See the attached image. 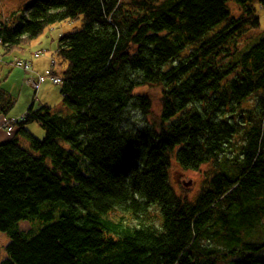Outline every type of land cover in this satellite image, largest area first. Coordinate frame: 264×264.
<instances>
[{
	"label": "trees",
	"instance_id": "1",
	"mask_svg": "<svg viewBox=\"0 0 264 264\" xmlns=\"http://www.w3.org/2000/svg\"><path fill=\"white\" fill-rule=\"evenodd\" d=\"M234 1L237 16L229 0H34L0 21L13 56L83 19L53 55L71 113L32 107L15 122L36 155L17 138L0 144V232L10 237L0 264H264L244 239L264 220V37L247 43L264 0ZM147 85L162 87L159 123L128 130L131 106L153 113L149 95L135 94ZM255 94V109H243ZM15 102L0 82L1 112ZM35 122L43 139L26 128ZM173 159L215 164L194 201L171 187ZM154 206L160 226L132 225ZM27 221L38 227L20 231ZM218 237L224 250L207 244Z\"/></svg>",
	"mask_w": 264,
	"mask_h": 264
},
{
	"label": "rangeland",
	"instance_id": "2",
	"mask_svg": "<svg viewBox=\"0 0 264 264\" xmlns=\"http://www.w3.org/2000/svg\"><path fill=\"white\" fill-rule=\"evenodd\" d=\"M33 1L34 0H0V21L3 22L7 19L12 18V15L15 13L20 14V10L26 9L27 5H29ZM228 6L231 9L232 13L236 15L238 12L237 3L234 0H229ZM258 14L260 17V28L256 31L250 32L247 35V38H249L247 40V43L252 44L251 46L255 45L259 41L258 39L257 41L254 40L253 36L264 37V7L258 6ZM14 21L17 22V19H14ZM82 26V16H80V18L75 21H64L61 23H57L48 27L47 31L43 35L35 39L31 43V45L28 46L25 53L17 52L13 54V56H10L12 58H9V56H5V61L0 64V75L2 77L0 82L1 84H3V88H5V90L11 91L16 98L15 106L10 115H15V111L20 112V114L27 112L29 110V107H32L34 101V110H39L42 107H47L54 114L66 115L71 113V111L64 105V96H62L61 94L62 85H60V83L53 84L52 82L47 81V83L43 86L44 92H42L41 95L38 96L39 98L35 100L34 90L31 87H28V80L25 81L26 74L21 68L28 61L29 56L32 55L33 58L36 59V63H38L39 67L45 71L44 73H46L47 71H51V68H54L57 65V61L54 59L52 67H49L50 60L48 59V56H53L55 51L58 49L61 36L80 30ZM240 42H244V38L240 40L239 43ZM240 48H242L241 44ZM37 52H41L43 56H37ZM1 53L2 55L4 54V51L2 49ZM179 59L180 58H178L177 60ZM135 94L149 95L152 100L153 113L150 116H146L142 109L131 106L124 113L123 127L131 131H136L147 126L148 122H153L154 124L158 125L159 116L161 113L160 99L162 97V87L159 85H147L142 88H137L135 90ZM19 98H21V100L25 101L26 103L32 101V104L28 108H26L25 104H23L22 102L18 103ZM256 98L257 94L248 98L243 104L242 108L245 110H254L256 105ZM22 117L23 116H21L20 119ZM25 117L26 115H24L23 118ZM9 120L15 121L16 119L9 118ZM20 122H22V120ZM7 125L8 124H5L4 127H6ZM17 126L18 125H15V127H13V129L16 128V130L14 129L15 131L13 134H9L5 128L2 129L0 131L2 134L1 137H3V139H8L6 141H11V139L14 138L20 139L21 146L31 154H34L31 149L30 143L22 136V134L19 133L20 125L18 127ZM26 128L32 135H34L38 139H43L45 137V130L39 123H32ZM237 140L240 142L241 138L238 137ZM220 159H224V157H220ZM214 167L215 164L213 162H210L208 164L200 166V168L197 170L185 169L181 167L175 159H173L169 169L171 187L177 195L188 197L189 200L194 201L195 197H197V195L202 192L203 188L207 187V185L204 184L205 179L209 180L212 176L215 175V172H213ZM183 182H192V185L190 187H185L183 185ZM113 216L116 217L117 220L122 219L125 223H128L130 218V214L128 212L122 211L120 209L115 210L113 212ZM131 221L132 225H139L142 222L144 224H153L155 226H160L162 218L159 208L154 206L149 209L147 214L140 215V217L138 218H133V220ZM43 226L44 225H42V227ZM36 227H38L37 223L27 221L21 223L19 229L23 232H30L31 230L36 229ZM37 233L38 232H36V234ZM244 239L249 244L259 246L260 249L256 251V253L255 251L253 252L258 258H264V220L262 221L261 225L258 224L250 232L246 233V237ZM9 242L10 237L6 233L0 232V260L5 257V247L9 244ZM223 243H225V241L220 237H218V239L216 240L207 242V244L217 245L222 249L224 248Z\"/></svg>",
	"mask_w": 264,
	"mask_h": 264
},
{
	"label": "crops",
	"instance_id": "3",
	"mask_svg": "<svg viewBox=\"0 0 264 264\" xmlns=\"http://www.w3.org/2000/svg\"><path fill=\"white\" fill-rule=\"evenodd\" d=\"M59 37V36H58ZM1 47H0V64H2L4 61H5V59H6V57L5 56H3L2 55V53H1ZM9 58H12V57H10L9 56ZM49 59V58H48ZM34 60H35V62H34ZM45 61V60H44ZM12 62V61H11ZM11 62H10V64H11ZM33 65H34V69H35V71H37L39 74H42L43 73V75L44 74H49L50 73V71H47L46 73H44L45 71L43 70V69H41L40 67H39V65H38V63H36V59H33ZM12 67H14V66H12ZM49 67H51L50 66V62H49ZM22 69V68H21ZM52 71V70H51ZM25 72V71H24ZM25 74H26V72H25ZM29 76L26 74V77H25V81H26V79L28 78ZM1 75H0V80H1ZM1 87H2V89H4L5 90V88H3V84H1ZM5 91H7V92H9L10 94H12L13 95V93L11 92V91H8V90H5ZM42 92H44V90H43V86L40 88V94H39V96L41 95V93ZM14 96V95H13ZM20 102H22L23 104H25V106H26V108H28L31 104H32V101H30V102H28V103H26L25 101H22L21 100V98H19L18 99V103H20ZM17 103V104H18ZM33 105H34V102H33ZM32 105V106H33ZM32 108V107H31ZM29 109H30V107H29ZM13 111V110H12ZM11 111V112H12ZM11 112H10V114H11ZM28 112V111H27ZM27 112H25V113H23V114H20V112H14L15 113V115H4L2 112H1V110H0V131L2 130V129H4V126H5V124L8 122V120H9V118H15L16 120H20V117L21 116H24V115H26L27 114ZM15 130H16V128H15ZM14 130V131H15ZM7 133V132H6ZM14 132H12V134H13ZM1 132H0V144L1 143H3V142H5L6 140H8V139H3V137H1Z\"/></svg>",
	"mask_w": 264,
	"mask_h": 264
},
{
	"label": "built area",
	"instance_id": "4",
	"mask_svg": "<svg viewBox=\"0 0 264 264\" xmlns=\"http://www.w3.org/2000/svg\"><path fill=\"white\" fill-rule=\"evenodd\" d=\"M0 43H1V41H0ZM23 67L28 73L32 72V65H31L30 61H27ZM44 81H45L44 77H39L37 79L29 78L27 83L29 85H31L34 88V90H38V89H40L41 83H43ZM57 83H62V80H60V79L56 80V84ZM13 124H14L13 122L8 123V125H7L8 131L13 130Z\"/></svg>",
	"mask_w": 264,
	"mask_h": 264
},
{
	"label": "bare ground",
	"instance_id": "5",
	"mask_svg": "<svg viewBox=\"0 0 264 264\" xmlns=\"http://www.w3.org/2000/svg\"><path fill=\"white\" fill-rule=\"evenodd\" d=\"M57 51V50H56ZM48 58H49V60H50V66L52 67V65H53V62H54V59H55V56H48ZM41 75H43V73L41 74ZM44 76L46 77V78H50V80H51V82L52 83H54V84H56V80H58L59 79V77L58 76H53V77H50V74H44ZM48 81V80H47ZM38 92H40V89H38V90H35L34 91V93H35V100H37L39 97V94L40 93H38ZM35 102V101H34ZM32 107H35V104L32 106ZM53 112H49V114H52ZM54 114V113H53ZM184 183V182H183Z\"/></svg>",
	"mask_w": 264,
	"mask_h": 264
},
{
	"label": "water",
	"instance_id": "6",
	"mask_svg": "<svg viewBox=\"0 0 264 264\" xmlns=\"http://www.w3.org/2000/svg\"><path fill=\"white\" fill-rule=\"evenodd\" d=\"M183 184L185 187H190L192 185V182H184Z\"/></svg>",
	"mask_w": 264,
	"mask_h": 264
}]
</instances>
